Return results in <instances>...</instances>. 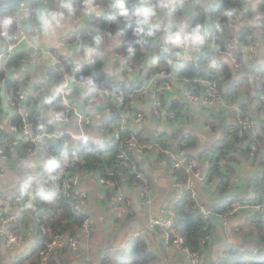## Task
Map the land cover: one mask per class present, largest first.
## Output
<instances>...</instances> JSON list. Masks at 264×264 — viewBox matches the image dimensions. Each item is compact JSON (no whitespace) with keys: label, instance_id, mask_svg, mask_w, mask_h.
I'll return each mask as SVG.
<instances>
[{"label":"crops","instance_id":"1","mask_svg":"<svg viewBox=\"0 0 264 264\" xmlns=\"http://www.w3.org/2000/svg\"><path fill=\"white\" fill-rule=\"evenodd\" d=\"M37 1L41 7L40 11L28 16L26 20V28L31 38L22 43L17 50V52H24L28 55L26 61L20 69L9 71L6 70L9 58H0V70L11 74V77H15L16 81L19 77H24L25 93L29 98H33L31 101L35 103L36 110L40 111L49 122V125L42 126L41 130H50L54 133L58 131L60 134L54 143L74 142L76 144L80 142L79 139L94 143L111 140L120 125L119 118L115 120L112 116L111 102L113 98L109 92H99L95 94L92 108L88 109L87 105L92 94L77 81L74 68L77 63H82V69L85 67L93 69L96 60L99 59V62L103 64L102 71L106 72L117 85L122 89L124 85H127L128 88L132 87V81L138 76L139 68L133 67L126 58L118 56V47L124 42L123 38L113 36L107 46L96 47H89L88 44L59 46L58 43L69 30L79 26L86 27L93 19L100 16L112 15V8L96 6L91 3V0H86L87 11L81 13L77 10L79 23L75 25L71 22L67 1H64V8L60 5L55 8H46L41 4V1ZM245 1L246 4L240 10L233 27V36L237 37L242 27L251 28L253 31L252 42L249 44L241 42L243 46L237 48L239 51L237 56L241 65H235L228 55L220 51L216 47L218 44L215 43L214 38H211L207 43L203 54L196 44L191 41L188 44V53L191 52L189 54L194 60L203 62L202 69L206 73L219 71L222 76H228L224 82V90L226 91L227 88L230 90L222 95L226 98H223V101H226L227 105L216 104L217 109L226 116L225 123L220 125L211 114L209 107L200 102L187 100L183 91L188 88V82L184 81V75L180 73V66L167 67L164 53L158 50L154 44L155 46L150 45L145 49L144 70L141 77L142 75H146V77H143L141 81L138 80V87L133 84L131 92L126 95V98H129L128 104H131L134 110L145 114V119L142 121H135L132 118L127 121L126 127H129V131L135 132L140 138L147 140H155L159 136L171 145L170 153L174 156L183 154L179 149V143L184 137L190 136L191 142L195 146L193 153L196 154L221 144L226 129L236 122V115L241 109L252 117L253 122L254 114L261 121L260 132H257L253 126V129L248 133L249 138L256 133L263 132L264 59H260V64L250 72H248V67H251V62L261 57L264 49V0ZM161 2L162 0H137L136 4L140 8L147 6L156 9L159 17L158 26L165 34L170 35L181 31L182 35H186L191 30L200 28L199 23H202L206 26L200 32L203 37L208 31V24L212 21L209 9L216 5L218 0H166L170 4V7L166 9L158 7ZM42 12L58 14L59 22L54 24L48 32L42 29L39 21V15ZM165 12L167 15L163 14ZM250 45L259 50L256 58L247 56V48ZM54 47L59 54L58 62H55L48 52ZM5 49L6 42L0 35V53H4ZM84 49H93V51L82 55ZM75 54L78 59L73 57ZM32 55H35L36 64L31 65L32 70H30L28 65L33 61ZM81 58L84 61H81ZM130 66L133 68L132 71L129 69ZM164 69H166L165 73ZM259 70H263L260 75H258ZM129 74H132V77ZM122 76L124 79H121ZM25 79L27 83H25ZM124 81L125 84L122 83ZM66 83H70L74 88L72 100L76 107L79 104L82 106L84 112L81 114L91 117V122L83 130L78 128L75 118L69 122L60 121L61 119L56 118L51 111L52 108H56L54 102L59 100L60 92ZM56 88L61 90L54 94ZM152 90L158 91L165 105L177 110L176 117L158 120L153 116L150 97ZM1 108L0 116L12 118L16 114L7 96L3 98ZM14 137L15 133L8 130V133L2 138L1 146ZM257 145L261 148H257L255 156L249 157V153L241 154L236 160L230 188L227 191L219 190L215 182H210L208 185H202L199 179L195 182L201 197L212 205L232 194L235 197H240L241 201L253 199V196L256 199H253L255 201L251 204L240 201L237 210L229 217L227 223L223 224L218 219L216 220L208 242L200 253L199 264H218L224 255V250L235 243V236L243 233L248 226H252L253 216H255L258 207H264V196L261 198V194L257 193V188L255 191L250 186L253 176L264 180V138ZM259 150L261 152L258 156ZM26 154L27 152L17 144L10 147L7 160L0 157V166L6 168V171H13L15 175L13 174L12 177L20 176L22 178L18 185L11 189L10 195L14 193L20 195L27 207L15 222L14 228L21 235L22 243L14 248L7 247L3 241L2 219L0 218V264H14L16 259L22 256L24 257L23 264L36 261L39 258L38 250L46 240H43L46 235L42 233L41 225L53 227L52 229H68V233L78 241L76 248H72L70 245L58 248L51 255L52 264H87L89 261L102 264L106 256L114 257L134 238L144 240L147 250L155 256L152 264H190L185 251L166 244L159 229L148 227L153 220L163 218L165 209L171 200L183 192L181 184L183 180L175 181L168 170L169 159L160 156L157 151L140 149L133 151L132 156L141 165L151 185V200L147 204L142 202L143 183L134 177L128 178L122 175L120 187L117 189L112 185L102 183L98 172L92 171L83 174L77 183L75 194L78 195L82 192L86 194L84 202L78 209L81 215H87L90 218L92 229L88 235L86 229L82 228L81 220L79 222L75 218L80 214L76 213V215L75 211L73 213L63 207L64 200L59 196L58 191L59 182L45 183L44 179L47 173L53 172L52 167H49V162L52 160L44 154L38 159H36L37 154L28 159ZM206 166V163L202 162L203 169ZM60 175L63 178V175ZM4 189L2 187V191ZM119 192L130 204L126 212H121L116 208ZM137 231L143 233L135 236ZM250 235L252 234L247 236ZM252 238L255 237L250 236L248 239ZM34 247L35 250H33Z\"/></svg>","mask_w":264,"mask_h":264},{"label":"trees","instance_id":"2","mask_svg":"<svg viewBox=\"0 0 264 264\" xmlns=\"http://www.w3.org/2000/svg\"><path fill=\"white\" fill-rule=\"evenodd\" d=\"M64 1L71 4V6L75 8L76 13L77 10L81 13L87 11L85 5L81 4L82 0H43L41 4L46 6V8H55L59 5L63 6ZM136 1L137 0H91V3L94 5L99 4L102 6H110L112 8V15L95 18L86 27H76L77 37L74 42V44L81 46L88 44L89 47L107 46L111 41V37H122L124 42L118 47V53L123 54V58H126L133 67L135 66L139 68L138 76L132 81V87L133 84H136L134 86L138 87V80L141 81L143 77H146V75H142L141 77V73H143L144 70L145 49L150 45H154L155 40L154 35H148L149 32H153L149 27L144 25L142 26V31H137V28L140 26L137 24V16L135 13L140 7L136 4ZM16 4L17 3L11 5L14 6ZM245 4V0H218L216 5L210 7L211 23L213 24L210 35L211 38H214L215 43L218 44L216 47L220 51H224L226 42L234 37L233 27L236 24V18L240 13V10L244 8ZM125 11L127 12V15L122 14V12ZM199 26L201 30L206 27L202 23H199ZM237 35L242 43L249 44L252 42L253 31L251 28L242 27ZM98 39L100 41L99 45L96 43ZM237 50L238 49L234 50V55H239V51ZM27 57L28 55L24 52H16L7 61L6 70L8 69L11 71L20 69ZM202 66L203 62L201 60H194L193 62L180 67V73L184 75L183 77L190 79L188 82V89H191L195 93H200L204 90V87L200 82L194 81L193 78L200 76L215 77L218 80L221 94L225 95L227 91L230 90V88H227L226 91L224 90V82L228 76H222L219 71L206 73L202 69ZM102 67L103 64L97 59L93 69L85 67L83 73L94 76L97 85L103 89L109 91H122L125 95L131 92L132 87L128 88L127 85H124V88L122 89L121 86L117 85L115 81L108 77L106 72L102 71ZM262 72L263 70H259L258 75ZM25 83H27V80ZM122 83L125 84V81ZM189 84L191 88L189 87ZM19 89L20 84L16 81V78L11 77V74H7L5 70H0V114H2L1 106L3 98L7 96L11 100L17 99ZM31 99L33 98H29L28 96L27 99H25L27 108L30 111L28 120L32 125L33 130H41L42 126H48L49 122L45 116H42L40 111L36 110L35 103H33ZM128 101L129 99H124L123 107L131 108V104H128ZM111 103L113 109L112 116L117 120L120 114L119 109L116 104H114L113 100ZM54 105H56V109L58 110H61L64 107L60 98L58 101L54 102ZM123 107L120 109H123ZM175 111L177 116L178 112L176 109ZM12 119L18 124L21 123L18 113H16ZM128 128L129 127L120 129L119 125L116 129V131L119 129V136L117 137L114 134L111 140L102 143H94L85 139H79L80 142L76 144L74 142L66 144L62 142L55 143L58 146L54 150L55 157L51 158L52 161H55V166L52 167L54 175L53 181L60 182L62 179L60 174H62L63 177L66 175L68 176V174L71 175L79 168H86L91 172L95 171L102 175H104L108 169L112 168L114 169L112 178L116 180L117 183H120L122 175L128 178L134 177V175L130 173L117 157V153L121 148V139L128 135H133L139 143L151 142L155 145H159L160 150L158 151V154L170 159L166 150H171V145L166 140L159 138V136L155 140L143 139L140 138L137 133L129 131ZM263 132L256 133L252 136V141L259 144V141L264 138L262 137L264 134ZM223 137L221 144L214 145L212 146V149L199 152V154L193 153L195 146L192 144L190 136L184 137L179 143V149H181L187 159H190L191 157L198 159V164L195 168L203 171L204 178L207 179V182H215L219 190L227 191L230 188L236 160L241 154H248L250 147H245L244 145L246 139L249 138V134L244 132V135L240 136L239 125L237 122H234V124L226 129ZM19 145L22 150L26 152L31 146H33L30 140L22 141ZM257 148L261 147L258 145ZM126 149L132 155L134 150H138L131 147H126ZM260 152L261 150H259L258 156ZM220 159H225L224 166L226 167L219 164ZM72 161H75V165L71 167L70 163H72ZM202 162H205L207 165L204 169L202 167ZM175 170L177 181L183 180L184 182L187 178V173L185 172L184 167L175 168ZM226 171H228V173H226ZM217 177L223 178L224 181L222 186H220ZM25 186H27V184H25ZM255 186L257 188V193H260L262 198L264 196V180L256 177ZM59 196L61 195L59 194ZM62 200H64L62 202L63 207L74 213L75 210L71 203L63 199V197ZM198 200H202L207 205L211 206L208 215H205L200 209ZM198 200L191 196L190 191L186 192L184 198L177 205L176 228L183 235L185 246L189 247L191 250L198 249L201 253L211 235V229L216 225V220L218 219L220 222L222 220L219 216L220 213L228 212L231 208L239 206L241 202H250L251 204L256 199H243L241 201L240 197H235L232 194L226 196L221 202L212 205L211 203L206 202L198 192ZM75 218L80 222V220L82 221L83 215H77ZM253 219L252 226H248L243 233H239L238 236L236 235L235 243L224 250V255L220 259L221 264H264V207H258ZM47 227L51 231L62 230L70 235L68 229H52L53 227ZM249 234H252L250 236H254L255 238L248 239L250 236L247 235ZM45 235L47 237V234ZM238 237L241 239H237ZM202 239H205V243H202ZM43 240H45V238H43ZM33 250H35V247ZM154 257L155 256L147 250L146 243L143 239L134 238L122 250L118 251L114 257L106 256L102 264H152L151 262ZM23 259V256L19 257L14 264H23Z\"/></svg>","mask_w":264,"mask_h":264},{"label":"built area","instance_id":"3","mask_svg":"<svg viewBox=\"0 0 264 264\" xmlns=\"http://www.w3.org/2000/svg\"><path fill=\"white\" fill-rule=\"evenodd\" d=\"M82 5H87L86 0L81 1ZM96 6H101L97 4ZM41 7L35 0H23L18 2L16 5H2L0 6V35L6 42V49L4 53H0V58H10L14 55L18 48L21 46L22 43L25 41L30 40V33L26 28V20L28 16L36 14L40 11ZM68 11L70 14L71 22L75 25L79 23V16L76 13V10L71 4H68ZM157 22H159V17L156 16L152 17V23L145 25L152 29L154 33V44L158 49H160L165 56L167 67L169 66H180L183 67L191 62L194 61V58L188 53V47L185 48L182 44L181 45H174L171 41L168 40L169 34H165L160 27H156ZM213 24L210 23L207 26V33L202 37V42L198 45V49L202 52H205L207 47V43L211 40L210 31ZM206 29V28H205ZM77 32L76 29L73 28L69 30L66 35L59 41V46L71 45L74 44L76 41ZM243 44L241 43L240 39L237 36H234L231 40H228L225 44L224 51L226 55L231 59V61L235 65H241L240 59L237 55H234L233 52L238 47H242ZM197 47V45H196ZM48 52L52 55L53 60L55 62L59 61V54L56 51L55 47L49 49ZM87 49L82 50V55L87 54ZM259 54V50L257 47L250 45L247 48V56L249 58H256ZM119 57L123 58L124 55L119 53ZM130 71L133 68L129 67ZM76 73L77 81L83 85L86 89L90 91L92 95L89 98L88 102V109H91L93 103L95 102V94L99 92H109L113 101L115 100L116 106L119 109V120H120V129H124L126 127L127 121L129 119H133L135 121H142L145 119V114L141 111H136L132 107L127 108L123 107L124 99L126 95L122 91L116 90H106L100 88L94 76L87 75L83 73L82 63H77L74 68ZM166 69H164V73ZM194 81L200 82L204 90L200 93H195L191 89L185 88L184 95L190 102H200L205 106H212L216 105L217 103H223L225 106L227 105L226 101H223V98L226 99L219 90L218 80L215 77H208V76H200L193 78ZM185 82H189V78L184 77ZM20 84V89L18 91V97L15 100H10L11 107L14 109V113H18L20 116L21 123L18 124L12 118H5L0 116V131L2 129H8L10 132L15 133V137L11 138L7 141V143L3 146L0 145V157H4V159H8V154L10 152V147L20 144L22 141H31L33 146L29 148L27 151V158H32L38 151V142L40 139L44 137H53L55 133L50 130H33L32 125L29 123V115L30 111L27 108L25 103V99H27V94L24 91V77L21 76L18 79ZM74 95V88L70 85V83H66L63 89L60 92L59 98L61 99L64 107L61 110L56 108H52L51 111L53 115L61 119L62 121H71L73 118L76 119L77 126L81 130H83L86 125L91 122V117L85 114H81L78 112L75 103L72 100V96ZM150 97L152 99V113L153 116L161 120L162 118L172 119L176 117V111L174 108H171L164 104L162 97L159 95L157 90L150 91ZM129 99V98H127ZM123 109H120L122 108ZM236 122L239 125V135L243 136L244 132L249 133L254 126L253 119L250 115L246 114L244 110H239L236 115ZM120 134L119 129L116 131L115 135L118 137ZM60 137L58 133L57 138ZM80 138V137H78ZM247 140V139H246ZM121 148L117 153L118 159L123 163V165L134 175L138 181L143 183V189L141 192L142 202L149 203L150 202V193H151V185L147 180V175L143 171L139 162L132 156L130 152L127 151L126 147H131L133 149H140L143 151H159L160 146L155 145L151 142L139 143L138 140L133 135H128L122 137L121 139ZM54 145V146H53ZM58 145L55 143H51L46 145L43 148V154L51 159L55 157V149ZM249 157H253L256 155L257 150V143L254 141H250L249 145ZM170 159L168 161V170L174 177V180H177L176 170L175 168H181L182 166L187 173V179L181 183L183 185V192L171 200L168 207L165 209L164 217L160 219L153 220L148 227H152L159 229L161 231L162 237L166 244L172 245L180 250L186 252V255L189 259L190 264H199L200 260V251L191 250L189 247L185 246V239L183 235L177 230L176 228V217H177V205L178 203L184 198L186 192L190 191L191 196L198 200V189L196 187V180L199 179L202 185H208L207 179L204 178V174L201 171L196 169L195 166L198 164V159L195 157H191L187 159L183 154L180 156H174V154L170 153V150H166ZM220 165H225V159L219 160ZM71 167L75 165V161L70 163ZM226 167V166H224ZM6 168L0 166V174L4 173ZM91 171L86 168H79L71 175L63 177L59 184H58V191L63 199L69 201L76 211V213L80 214V210L78 209L79 206L84 202L85 193H79L78 195L75 194L77 183L80 177L83 174H88ZM114 173V169H108L104 175L100 174V181L104 184L112 185L115 188H119L120 184L116 182L112 178ZM228 173V171H226ZM45 183L51 184L54 180L53 172H48L45 176ZM217 180L220 183V186L223 185V178L217 177ZM256 177L253 176L250 180V186L254 188L256 191ZM255 199V196H253ZM6 205L8 208H4L0 206V218L2 219V238L5 245L9 248H14L22 243V237L17 232L15 226V222L19 217L21 212H24L27 207L25 203H23L22 198L20 195L12 194L9 195L8 199L6 200ZM129 202L125 199L121 192L118 193L116 199V208L121 212H126L129 207ZM198 205L200 209L208 215L210 211L209 205L204 203L202 200H198ZM238 206L231 208L226 213H220L219 216L222 218L221 222L223 224L228 222V219L234 212L237 210ZM10 209V211L8 210ZM81 215V214H80ZM82 228H85L87 234L89 235L91 231L90 225V218L86 215H83L81 221ZM41 231L44 234H47L45 238L44 244L38 250V259L36 261H30L24 264H52L50 258L51 255L61 247L66 246L69 244L72 248H76L78 245V241L75 237L68 235L66 232L62 230L58 231H51L46 225H41ZM142 231H137L135 236L141 235ZM202 243H205V239H202ZM87 264H97L94 262H88ZM218 264H220L218 262Z\"/></svg>","mask_w":264,"mask_h":264},{"label":"water","instance_id":"4","mask_svg":"<svg viewBox=\"0 0 264 264\" xmlns=\"http://www.w3.org/2000/svg\"><path fill=\"white\" fill-rule=\"evenodd\" d=\"M21 1H23V0H0V6L9 5V4L11 5V4H15V3L21 2ZM39 1L43 2V0H39ZM76 55L77 54H75L73 57L75 59H78V56H76ZM32 57H33V61L28 65L30 70H32L30 68L31 65L34 66L36 64L35 55H32ZM260 59H264V49L262 50L261 57L258 58L256 61L251 62V67H248V69H249L248 72L253 70L256 67V65L258 66L260 64ZM80 60L84 61L83 58H81ZM129 76L132 77V74H129ZM121 79H124V76H122ZM207 107L210 108L211 114L218 120L219 124L223 125L225 123L226 116L221 111H219L217 109L218 106L217 105H212V106H207ZM77 108H78L77 110H78L79 113L84 112V110H83V108H82V106L80 104L78 105ZM253 118H254L255 130L257 132H260V130H261V121L258 118V116L255 115V114H254ZM48 120H49V118H48ZM60 121H62V120H60ZM6 133H8V129H2L0 131V145H1L2 138L6 135ZM58 133L59 132L57 131V132H55V135L53 137H44V138L39 140L36 159L40 158L43 155V148L46 145L54 143L57 140ZM250 141H251V137L244 142L245 147H248ZM202 173H203V171H201V176H202ZM13 174L15 175V173L13 171H6V172L0 174V197H1L0 205H1V207H4V208L7 207L6 200L8 199V197H9V195L11 193V189L13 187H16L18 185V182L21 181V179H22L20 176H18L16 178L12 177ZM2 187L5 188L3 191H2ZM209 207L211 208L210 205H209ZM9 211H10V209H9Z\"/></svg>","mask_w":264,"mask_h":264},{"label":"clouds","instance_id":"5","mask_svg":"<svg viewBox=\"0 0 264 264\" xmlns=\"http://www.w3.org/2000/svg\"><path fill=\"white\" fill-rule=\"evenodd\" d=\"M67 7V5H66ZM160 9H166L170 7V4L166 2V0H162V2L158 6ZM123 15H127V12H122ZM156 9L152 7L142 6L141 8L137 9L135 15L137 16V24L140 26L137 28V31H142V26L148 25L152 23V17L156 16ZM167 15V13H163ZM39 21L41 23L42 29L45 32H48L54 24H57L58 21V14L55 12H42L39 15ZM156 27H158V22ZM201 29L199 27L191 30L186 35H182L181 31H178L175 34H170L168 36V40L171 41L174 45H183L185 48L188 47L189 41L197 46L202 42V37L200 35ZM149 36H153V32L148 33ZM97 45H99V39L96 41ZM88 52L93 51V49H87ZM61 89L56 88L54 90V94L59 92ZM55 161L49 162V167H54Z\"/></svg>","mask_w":264,"mask_h":264},{"label":"rangeland","instance_id":"6","mask_svg":"<svg viewBox=\"0 0 264 264\" xmlns=\"http://www.w3.org/2000/svg\"><path fill=\"white\" fill-rule=\"evenodd\" d=\"M221 264V262H219Z\"/></svg>","mask_w":264,"mask_h":264}]
</instances>
